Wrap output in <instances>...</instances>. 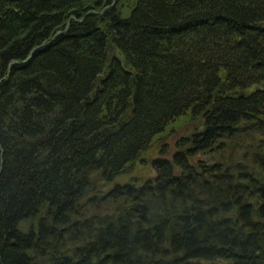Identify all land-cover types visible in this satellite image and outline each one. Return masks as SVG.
I'll return each instance as SVG.
<instances>
[{"label": "trees", "instance_id": "obj_1", "mask_svg": "<svg viewBox=\"0 0 264 264\" xmlns=\"http://www.w3.org/2000/svg\"><path fill=\"white\" fill-rule=\"evenodd\" d=\"M112 1L0 0V264H264V90L247 94L264 0H136L127 17ZM186 113L202 130L153 182L83 221L89 175L111 183ZM243 134L252 156L200 158Z\"/></svg>", "mask_w": 264, "mask_h": 264}, {"label": "rangeland", "instance_id": "obj_2", "mask_svg": "<svg viewBox=\"0 0 264 264\" xmlns=\"http://www.w3.org/2000/svg\"><path fill=\"white\" fill-rule=\"evenodd\" d=\"M112 2L115 3L116 1L113 0ZM135 3L136 0H119L118 5L122 9L123 17H127L130 14ZM256 90H264V85H253L251 88L247 89V94ZM200 125L201 121L198 119H193L190 113H186L170 122V124L165 127L164 131L153 139L150 149L147 150L146 153H143L142 155L140 154V156L136 157V159L132 162L127 163L123 172L119 176L117 175V177H115L111 183H107L104 180V177L101 176V173H91L88 177V182L90 183L89 185L91 187L85 190V194L78 203V209L80 208L81 210L83 221L85 220V216L88 217L87 220H89V216L101 218L105 215L112 214L113 217L116 211L123 210L125 204L121 203V197H111V199H106L103 201L104 196L108 197L109 193L115 186L122 187L132 185V187L136 189L142 188L141 186L145 185L146 183H152L153 179L156 177V171L151 166L152 161L159 156L165 157L167 160H171V157L177 151L180 144L184 143L183 145H185L190 135L202 130ZM251 137L252 141L249 139V137L245 136V134L242 136L233 135L230 137V139L223 140L222 144H220L217 149H207L204 153H202L204 156H202L200 153L199 157L202 156L200 158L206 159L207 163L209 164L212 162H218L222 163L224 166L227 165L228 161L231 160L232 157H250L253 154V150H251V148H253V144L258 141L256 134ZM160 149H162V155H160ZM260 149L261 150L259 154L264 156L263 147ZM93 199H95L94 203L91 202ZM46 209L47 208L40 210L38 215L33 220H31L32 225H37V220H44V222L51 221V218L48 217L47 212L45 211ZM75 223L76 222H70V224L64 227L68 234L64 236L63 240L65 239L67 242H70L71 238L77 235V233H74L73 230ZM45 225H48L47 222H45ZM52 238H54V236L45 240L43 244L52 246L50 245L52 244ZM80 242L74 244L75 249L76 247H82L81 249L84 248L83 242ZM143 251H141V253L145 252ZM146 254H148V252ZM157 261H159V259H157Z\"/></svg>", "mask_w": 264, "mask_h": 264}, {"label": "bare ground", "instance_id": "obj_3", "mask_svg": "<svg viewBox=\"0 0 264 264\" xmlns=\"http://www.w3.org/2000/svg\"><path fill=\"white\" fill-rule=\"evenodd\" d=\"M43 46H44V44H41L40 47H43ZM40 47H37L36 49H39ZM34 49H35V47L30 50L31 52H29V54H27L25 61H27L30 58V55H32ZM18 62H19L18 60H10L9 64L7 65V68H6V70H8V73H6L5 77L9 74L10 64H14V63H18Z\"/></svg>", "mask_w": 264, "mask_h": 264}, {"label": "water", "instance_id": "obj_4", "mask_svg": "<svg viewBox=\"0 0 264 264\" xmlns=\"http://www.w3.org/2000/svg\"><path fill=\"white\" fill-rule=\"evenodd\" d=\"M192 263H193V264H201V262H200L199 259H194V260L192 261Z\"/></svg>", "mask_w": 264, "mask_h": 264}]
</instances>
